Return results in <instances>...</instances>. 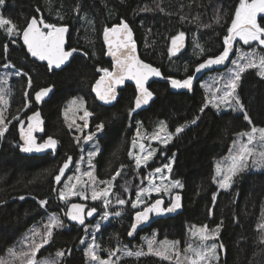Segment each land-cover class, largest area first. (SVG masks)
Wrapping results in <instances>:
<instances>
[{
	"label": "trees",
	"instance_id": "obj_1",
	"mask_svg": "<svg viewBox=\"0 0 264 264\" xmlns=\"http://www.w3.org/2000/svg\"><path fill=\"white\" fill-rule=\"evenodd\" d=\"M238 3L239 0H5L0 7L1 15L16 24L21 32L32 17L56 26L68 25L66 49H76V52L65 67L50 72L45 63L29 57L20 36L9 37L0 29V65L11 63L21 73L11 79L5 116L6 122L11 123L0 137V256L32 224L44 220L49 213H56L63 227L53 230L51 239L39 249L36 259L63 252L58 264H87L80 246L85 231L66 220L64 213L68 203L59 199L63 180L74 172L81 160L85 148H81V144L86 133L83 131L80 135L68 128L63 107L69 100L81 97L91 113L87 129L92 132L97 124H104L97 136L100 149L94 159L98 185L118 188L111 185L116 180L113 176H117L118 170L135 164L134 155L130 157L129 152L138 123L151 131L163 121L172 139L157 145L150 166L171 162L169 175L183 185L177 190L182 195L183 207L177 214L154 223L159 238L183 242L193 225H207L209 230L219 226L216 233L219 256L211 264H264V228H261L264 225V171L247 168L234 176L226 189H219L213 179L214 162L226 153L235 134L253 126L264 127V78L256 69H248L238 83L237 93L251 124L241 111L217 112L208 105L201 112L206 94L198 83L190 91L173 89L169 83L172 78L185 79L193 74L197 64L223 51V38L228 34L227 28ZM121 20L131 27L141 58L158 68L163 78L151 82L149 88L154 98L131 116L129 109L135 107L136 96L133 84L126 83L116 100L110 103L99 101L92 94V86L100 75L97 69L112 68L102 33L105 27ZM258 23L264 25V14H258ZM181 32L189 36L188 48L179 57L171 58V38ZM49 85H54V91L40 107L45 121L41 139L55 137L57 149L44 155L22 154L17 146L21 125L13 117L26 120L27 115L37 109L33 94ZM26 92L31 96L27 108ZM181 126L183 131L177 134L175 129ZM68 157H72L71 166L57 184L54 176ZM84 162L85 159L81 160L79 167ZM99 181H109V184ZM68 199L83 201L74 196ZM40 200H47V205L41 207ZM93 202L89 204L99 211L105 209L101 199ZM107 208L120 210V215L112 213L105 222L99 221L94 240L97 254L103 258L117 245L133 246L139 241L138 236L134 240L128 237L134 210H122L111 202ZM97 221H91L90 225ZM90 236L86 233V237ZM144 253L140 256L124 253L114 264H177Z\"/></svg>",
	"mask_w": 264,
	"mask_h": 264
},
{
	"label": "snow or ice",
	"instance_id": "obj_2",
	"mask_svg": "<svg viewBox=\"0 0 264 264\" xmlns=\"http://www.w3.org/2000/svg\"><path fill=\"white\" fill-rule=\"evenodd\" d=\"M5 4V0H0V6ZM258 14H264V0H239L238 5L235 7L234 15L231 19V25L227 28V35L224 36V46L223 51L214 57H209L204 60L202 63L196 65L193 74L188 75L185 79H170V84L173 89H188L191 90L192 82L195 78L196 73H200L202 70L209 68L213 65H224L230 57V53L233 51L234 42L237 38L239 41H242L244 45L250 47V51L242 52L240 49H236L239 53L238 58L232 60L233 68L228 69L227 76H221L220 79H224V88H217L216 92H222V95L217 96L215 92L211 98H205L204 107L200 109L201 112L205 110L209 103L213 107L219 108L220 104L231 105L232 101L235 100L236 105H239L240 111L244 113V119L248 121L249 124L252 123L250 117L244 109V106L241 104L239 96L236 95V89L238 83L241 79V74L247 71L248 69H257V74L264 78V54H261L257 48L251 47L253 42L259 46L260 49L264 50V25L258 23ZM0 29L6 31L9 37L13 35L20 36L22 34L23 44L27 48V52L34 58L39 61H46L49 71L62 69V66H65L70 62V58L73 56V53L76 49L66 50L65 49V33L67 32V27L65 26H56L54 24L46 23L42 18L37 19L32 17L26 24V26L21 29L14 24L10 19L5 18L3 15H0ZM104 41L107 45L106 55L112 57V68H98V72H102L103 75L96 80L93 85V91L96 93V96L105 103H110L117 98V86L125 84V81H134L136 96H135V107L129 109V115L131 116L133 112L141 108L143 105H147L153 98L154 93L149 90L147 86L148 81L151 77L161 76V72L158 68L153 67L152 65L143 62L138 58L136 53V45L133 40L132 30L129 25L121 20L118 25H113L112 27L104 28ZM184 39V33H179L178 35L171 38L172 47L169 48V55L175 56L181 49L182 41ZM15 43V41H13ZM199 47V45H197ZM7 50V46H5ZM203 49H201V53ZM10 65L5 64L4 67L7 68ZM16 75H21L19 71L15 73ZM27 75V74H25ZM29 88L32 86V79L29 76L28 78ZM54 89V85H49L47 87H42L39 91L35 93V101L37 103L41 102L45 97H47ZM25 108L30 106L31 96L29 93H25ZM7 104L5 100V92L0 88V105ZM79 105L81 109L84 110V115L81 119H85L91 115L90 112L84 107V100L82 98H74L70 101V107L74 105ZM67 113V109H66ZM14 120H18L21 125L25 122L21 120L18 116L13 117ZM27 131L21 128V140L23 144H18L22 152L31 153V152H43L47 149H51L55 152L58 141L53 137L49 136L43 142H38L36 137L33 135V132L40 130V120L39 111L33 113L31 116L27 117ZM11 121L5 122L3 115V110H0V137H3L5 132L8 129V124ZM74 123V121H73ZM192 123H195L193 121ZM72 125H69L71 127ZM85 127H87V120L85 119ZM104 129V124L100 123L96 125V132H101ZM183 131V126L177 127L175 132L179 134ZM163 134V135H162ZM96 135L95 132L89 133L87 136L83 137L85 142L92 140ZM137 136H140L139 130L137 131ZM240 137H247L246 142L242 139L236 140L233 142V148L229 150L228 156L224 158L223 161L216 165L217 176H222L223 178L219 181L214 177V182H218L221 188H228L231 185L232 178L238 175L240 172H243L248 166L249 158H252V165L264 167V128L252 127L250 132H244L239 134ZM257 136L259 138L260 151H257L256 144ZM152 140H159L161 143H167L172 139V134L166 132V125L164 122L160 123L159 129L157 132L153 133L151 136ZM79 142V138H77ZM136 141H133L135 145ZM140 149L142 153L146 152V155H135L136 166L140 167L142 163L144 165L152 158L155 150H149L145 147L143 143L140 144ZM96 152L88 153V164L89 171H84L80 176L76 177L77 184H83L84 188L80 191H76L77 184L65 183V190H59V199L61 201H66L69 195H79L81 199H87L86 191L88 187V182L94 186L97 183V177L94 175L92 169V158L96 155ZM133 152H129V156H133ZM84 158L81 157V160ZM72 157H68V160L64 163L62 167L59 168L58 174L54 176V179L57 184L62 182V177L65 174V170L69 168ZM123 168V165H121ZM164 168H167L171 172V163L164 165ZM79 166H77V172H80ZM162 173L161 168H156L153 173L150 175ZM120 171L118 170L116 175L118 176ZM82 177H87L88 180L84 181ZM113 176V180H115ZM161 181L167 179L163 175L158 177ZM71 181V177L68 178ZM100 184L107 185L109 181H99ZM182 188L183 185L179 180H173L169 185L162 187L155 183L154 180H149L148 187H142L136 193L137 199L132 201L133 209H137L140 205H144L142 210L136 211L134 215V222L131 224V230L128 232L129 236H132L135 230L144 222H147L150 219L151 214L162 215L165 213H172L181 207L180 196H175L172 202L165 206L162 199H156L151 203L146 202L143 199L145 194H150L155 191L160 193L162 191L169 192L172 188ZM56 191V189H53ZM109 192L105 189L96 191L93 187L91 191V199L98 200L103 199L104 205L107 206L110 203L108 199ZM20 199H24L21 197ZM215 200V196L213 197ZM47 200H40L39 204L41 207L47 205ZM118 204H125L126 202L123 199H117ZM96 212L95 208H91L87 211V216H92ZM85 205L82 204H70L67 207L66 212L64 213L67 218L71 221H76L80 225H85ZM114 215L119 216L120 213H114ZM109 213L104 212V219H107ZM59 227H63V221L56 214L50 215L47 223L45 224L44 232L41 234L40 229L32 230L31 237L26 236L21 242V247L17 251L16 246H13L7 250V253L13 259H19L20 264H49L47 260H38L36 259L37 253L40 248L48 244L49 240L53 235V230ZM99 228V223L95 226ZM261 228H264V225H261ZM87 231V226H85ZM194 237H198L201 241H207L214 238L215 234L219 231V226L214 232L208 230L207 225L203 226H192L190 229ZM40 236L39 242L36 241L35 237ZM30 241V242H29ZM81 243H84V240H81ZM154 239L147 240V247L149 254H155L160 256L163 259L169 260L172 259V256L175 255L179 257L181 255L180 251L176 248V245L179 242H169L161 241L160 248H154L155 244ZM97 247L94 244L89 245L85 249V256L90 257L92 261H98L99 264H112L111 259H102L97 255ZM216 245L212 244L211 246H204L199 248H193L191 245L184 250L185 256L184 259L187 261V264H203L210 256H215ZM222 247V245H221ZM162 249V250H161ZM191 253V255H188ZM143 251H137L133 253L132 251H127L126 255L140 256L144 255ZM63 252H58L57 256L62 257ZM115 255V253H110V256ZM0 264H9V261L6 258H0ZM51 264H56V261H51Z\"/></svg>",
	"mask_w": 264,
	"mask_h": 264
},
{
	"label": "rangeland",
	"instance_id": "obj_3",
	"mask_svg": "<svg viewBox=\"0 0 264 264\" xmlns=\"http://www.w3.org/2000/svg\"><path fill=\"white\" fill-rule=\"evenodd\" d=\"M0 15H1V11H0ZM230 25H231V23H230ZM188 39H189V36H188ZM251 47L257 48V50L259 52H261V54H264V50L260 49L259 46L256 44V42H253V44H252ZM236 49H240L242 52H248V51H250V47L247 46V45H244L243 42L242 41H239V38H237L236 42H234V48H233V51L230 54V59H229L228 63L224 67H222V68L213 69V70L207 71L198 80V84H199L200 87L203 88V90H204V92L206 94V97L211 98L214 92H215V94L217 96L222 95V92H216V89L217 88H220V89H223L224 88L225 80L224 79H220V77L221 76H225L226 77L227 76V73H228V69L234 67L232 65V60L237 59L238 58V55H239V53L236 51ZM195 50H196V48H195ZM5 64L10 65V66L7 67V68H5L4 67ZM5 64L0 65V88H2L4 90V92H5V100L7 101V104L0 105V110H3L4 118H6L5 117L6 116V110L8 108V104H9L11 79L14 76H17L15 74L17 71L20 72V70L17 69L16 67H14L11 63H5ZM236 95H238L237 89H236ZM78 98H81V97H78ZM70 101H72V100H69L65 104V106L63 107V116H64V119H65V122H66L68 128L76 131L77 134H80V135L83 133V131L86 132L84 134V137L87 136L89 133H92V132H95L96 135L92 138V140H89L87 142H85L84 139L82 140L83 144H81L82 145L81 148H83V147H85V148H83V150H82L83 154L81 156L85 159V162H84V164H83L82 167H79L81 171L80 172H77V166H80L79 163H81V160H79L77 166H75L74 172L68 174L66 176V178L63 180L61 190L63 189L66 192L68 191V189L65 188V183L77 184L76 177L77 176H80L82 172L89 171L90 170L89 169V164H88V153L89 152H96V153H98V151L100 149V143H99V139L97 137L98 134H100V132H96V130H94V131L91 132V131H89L87 129V127L84 126L85 125V119L88 120L89 117H87L85 119H81V117H83V115H84V110L81 109L78 104L70 107ZM208 105L212 106L211 103H209ZM84 107H85V104H84ZM213 108L217 112H221V111H225V110L240 111L239 105H236L235 100L232 101L231 105L220 104L219 108H216V107H213ZM66 109H67V113H66ZM23 120L25 122V119H23ZM73 121H74V123H73ZM5 122H6V119H5ZM161 122H163V121H159L158 124H157L158 126L156 128H154L153 130H151V131H146L138 123V127L136 128L135 136H134V139H133V141L134 140L136 141L135 145L133 144V141H132V150H131V152L132 151L134 152V158H135V155H141V156L146 155V152L145 153H142L141 152V149H140V144L141 143H143L147 149H149V150H155L154 151V155L152 156V158L145 165V166L148 165V167L151 168V171L147 173L148 174L147 175V182H146V184L143 187H148L149 186V180H154L156 184L161 185L162 187L169 185L170 182L173 181V180H178V179L172 178L169 175V170L167 168H164V165H166V164H164L162 166H154V167L153 166H150L151 165L150 161L156 155L157 145L158 144H164V143H161L159 140H152L151 139L152 134L158 131ZM69 125H72V126L69 127ZM253 127H256V128H264L262 126H253ZM251 129L243 130V131H240V132L236 133L235 136H234V138L232 139V141H231V143L229 145V148L226 151V153L221 158H219L218 160H216L214 162V177H216V180L217 181H219L223 177L216 175V173H217L216 165L218 163H220L221 161H223L226 156H228L229 150L233 148V142L234 141L242 139V140H244L246 142L247 137H240L239 134L240 133H244V132H250ZM138 130L140 132V136H137V131ZM166 132H168L167 131V128H166ZM154 143H156V144H154ZM254 143L256 144L257 151H260L261 149H260V144H259V138H258V136H257V141H255ZM96 155L92 158V166L93 167L91 169V170L94 171V175L95 176H96V173H95L94 159H95ZM82 162H83V160H82ZM169 163H171V162L169 161L167 164H169ZM248 164H249V166L247 168H249L250 170H253V171H264V167H259V166H253L252 165V158L251 157L249 158ZM142 165H144V164L142 163ZM156 168H161L162 169V173L155 174L154 176L153 175H150V173H153ZM160 175H163L167 179L161 181L158 178ZM69 177L72 178L71 181H69V179H68ZM82 179L84 181H87L88 180L87 177H82ZM97 181H98V179H97ZM215 183L218 186V188L221 189L219 183L218 182H215ZM181 184H182V182H181ZM93 187H95V190L96 191H100L101 189H105V190H107L109 192V190H110V187L109 186L108 187L107 186L106 187L100 186V185H98V183H96L93 186L91 184V182H88V187H87V191H86L87 199H81L79 195H69L68 198L71 197V196H74V197L80 198V200L88 201V202L92 203L94 201V200L91 199V191H92ZM83 188H84V185L83 184H77L76 191H80ZM178 188H180V187L172 188L169 192L162 191L160 193H156L155 191H153L150 194H145L143 196V199L147 202L154 195H160V197H162V198L165 197L166 199H169L170 196H171V194L174 193L175 191H177ZM223 189H226V188H223ZM134 195H135V197L133 198L132 201H135L137 199L136 194H134ZM108 199L110 200V202L112 201L111 200L112 197H111L110 192H109ZM98 200H100V199H98ZM101 200L103 202V206H105L103 199H101ZM71 201L72 200H69V199L66 200V202L68 204ZM93 204H95V202H93ZM141 206L142 205H140V207ZM128 207L133 209L132 203H130L128 205ZM139 208H137V209H139ZM133 210H136V209H133ZM105 211H107L109 213V216L107 217V219H108V218H110V215L112 213H117L120 210L108 209L106 207L102 211L101 210L99 211V209H98V214L93 218V220L98 219V221L96 222L95 225H91V226L87 227L88 230L87 231L85 230V233H83L82 238H81V240L82 239L84 240V243L82 244L80 242V246L83 247L84 252H85V249L89 245H93L94 244L96 246L95 240H94V237H95L94 234L99 231V228L97 229L95 226L99 223L100 220L103 221V222H105L107 220V219H104L103 218ZM52 214H56V213H49L44 218V220H42L40 222H35L27 230H25L24 232H22V234L20 235V237L17 238V240L13 244H11L4 251V253L0 256V258H6L9 261V264H20V260L19 259H13L12 257H10L8 255V253H7V250L9 248L13 247V246H16L17 251H19V249L21 247V242L24 240V238L26 236L31 237L32 230H34V229H40L41 234H42L44 232V230H45L44 226L47 223L50 215H52ZM56 215H58V214H56ZM60 219H61V217H60ZM148 226H149V224H148ZM190 229H192V228L190 227L189 228V231H190ZM141 230H142V232L138 235L139 241H137L136 243L134 242L133 243V246H131L129 244L123 245V246L117 245L116 249L113 252L115 253L116 251H118L119 253L118 254L115 253V255H112V256H110V253H109V256L106 257V258H103V257L99 256L98 254L97 255L99 257H101L102 259H111L112 264H114L115 261L120 258L119 256L120 255H123L127 251H132L134 253L137 252V251L148 252L147 240L154 239L155 242H156L154 244V248H157V249L160 248V242L161 241L179 242L176 245V248L180 251L181 255L179 257H176L175 255H173L172 256V259H169V260L174 261L177 264H187V261H185V259H184V256H185L184 250L186 248H188L189 245H191L193 248H199V247H204V246H211L212 244H215L216 246L218 245V242L216 241V234H215L214 238H212V239H209L207 241H201L198 237H194L192 235V232L190 231L189 232V235L186 237V239H184L183 242H181L179 240H171V239H168V238H166V239H160L159 236H158V234L154 230V226H152V227H150L148 229L146 227H144ZM209 231L210 232H214L215 229L209 230ZM83 232H84V228H83ZM86 233H90L91 236L89 238L86 237ZM35 239H36L37 242H39L40 236H36ZM88 239H89L90 242H88ZM113 252H111V253H113ZM57 253L58 252H55L52 255L44 256V257H42V258H40L38 260H42V261L43 260H47V261H49V264H51V261L55 260L56 261V264H58L57 262H58V260H59L60 257L57 256ZM188 255H191V253H188ZM218 256H219V252H218L217 247H216V249H215V256L214 257L213 256H210L206 261L203 262V264H211V262L212 261H215L218 258ZM86 261H87V264H99L98 261H92L91 258L90 257H87V256H86Z\"/></svg>",
	"mask_w": 264,
	"mask_h": 264
},
{
	"label": "water",
	"instance_id": "obj_4",
	"mask_svg": "<svg viewBox=\"0 0 264 264\" xmlns=\"http://www.w3.org/2000/svg\"><path fill=\"white\" fill-rule=\"evenodd\" d=\"M128 24V23H127ZM115 25H118V24H115ZM129 25V24H128ZM60 26H65V27H67V32L65 33V49H66V45H67V42H68V37H69V34H70V27L68 26V25H59L58 27H60ZM130 27V26H129ZM131 28V27H130ZM132 30V29H131ZM22 33V32H21ZM104 33V32H103ZM132 34H133V31H132ZM20 38H21V41H22V43H23V40H22V34L20 35ZM133 40H134V36H133ZM102 41H103V44L105 45V48H106V53H107V50H108V48H107V45L105 44V41H104V35L102 34ZM188 41H189V39H188V35L185 33L184 34V39H183V41H182V47H181V49H180V51L175 55V56H170L171 58H176V57H179L182 53H184L186 50H187V48H188ZM135 42V41H134ZM135 45H136V55L138 56V58L139 59H141L143 62H145V63H148V64H150V65H152L151 63H149V62H147V61H145V60H143L142 58H141V56H140V54H139V51H138V47H137V44H136V42H135ZM170 47H172V44L170 43ZM67 50V49H66ZM76 52V51H75ZM74 52V53H75ZM73 53V54H74ZM231 54V53H230ZM28 55H29V57L31 58V59H35V60H37L36 58H34V57H32L29 53H28ZM111 61H112V57L111 56H108V55H106ZM72 58V57H71ZM71 58H70V60H71ZM229 59H230V57H229ZM229 59L227 60V61H225V64L224 65H213V66H211V67H209V68H206V69H204V70H202L200 73H196L195 74V78L193 79V82H192V88H191V90L193 89V87H194V85L198 82V80L200 79V77H201V75H202V73H204V72H207V71H209V70H213V69H219V68H222V67H224L227 63H228V61H229ZM40 62H42V63H45L46 65H47V62L46 61H40ZM69 63V62H68ZM67 63V64H68ZM66 64V65H67ZM65 65V66H66ZM65 66H62V68L63 67H65ZM153 67H155L154 65H152ZM57 70H59V69H57ZM101 75H103V73H101ZM100 75V76H101ZM100 76L97 78V79H99L100 78ZM96 79V80H97ZM160 79H163L161 76H159V77H151L150 79H149V81H148V84H147V86L149 87V85L151 84V82L152 81H155V80H160ZM172 79H174V78H172ZM96 82V81H95ZM126 83H132L133 85H134V87H135V83H134V81H125V84H123V85H119V86H117V93L119 92V90H121L125 85H126ZM169 83H170V79H169ZM95 84V83H94ZM93 84V85H94ZM47 87V86H46ZM41 89V88H40ZM40 89H38L37 91H39ZM149 90H150V88H149ZM178 90H186V91H190V90H188V89H178ZM36 91V92H37ZM53 91H54V89H53ZM53 91L47 96V97H45L41 102H39V103H37L36 101H35V93L33 94V96H32V98H33V101H34V104L36 105V107H37V109H35L33 112H31V113H29L28 115H27V117L28 116H31L33 113H35V112H37V111H39V113H40V120H41V124H40V130L39 131H35V132H33V135L36 137V139H37V141L38 142H43V140H45V139H47L49 136H46L44 139H41V137L44 135V128H45V121H44V118H43V116H42V113H41V109H40V107L43 105V103L51 96V94L53 93ZM151 91V90H150ZM92 94L94 95V97L97 99V100H99V101H101L97 96H96V93L93 91V86H92ZM151 102V101H150ZM149 102V103H150ZM148 103V104H149ZM148 104L147 105H143V106H148ZM27 117H26V120H25V123H24V125L23 126H21V127H19L18 128V142H19V144H23V141L21 140V128H23L25 131H27V124H28V121H27ZM52 137V136H51ZM54 139H56L55 137H53ZM57 140V139H56ZM57 146H58V143H57ZM57 146H56V149H57ZM55 149V150H56ZM19 150H20V147H19ZM20 152L22 153V154H26V155H44V154H46V153H49V152H53L51 149H47V150H45V151H43V152H39V153H37V152H31V153H26V152H22L21 150H20ZM70 166H71V162H70ZM69 166V167H70ZM69 169V168H68ZM68 169H66L65 170V174L67 173V171H68ZM180 196V204H181V207L179 208V209H177L176 211H174V212H172V213H165V214H162V215H155V214H151L150 215V219L147 221V222H144L143 224H141L136 230H135V232L133 233V235L132 236H129V238H135V236L138 234V232H139V230H141L142 228H144V227H147L148 226V224L150 223V222H152L153 220H155V219H157V217H168V216H173V215H175V214H177L178 212H180L181 210H182V207H183V204H182V195H181V193L180 192H175V193H173L172 194V197H171V202H172V200L175 198V196ZM157 199H162L163 201H164V199L163 198H157ZM170 202V203H171ZM70 204H82V205H85V209L88 207V204L87 203H85V202H79V201H73V202H70L68 205H67V207L70 205ZM67 207H66V210H67ZM66 210H65V212H66ZM84 215H85V213H84ZM135 215V214H134ZM65 217H66V220L69 222V223H76V224H78V225H80L79 223H77L76 221H71V220H69L68 218H67V216L65 215ZM134 222V221H133ZM130 230H131V228H130ZM129 230V231H130Z\"/></svg>",
	"mask_w": 264,
	"mask_h": 264
},
{
	"label": "flooded vegetation",
	"instance_id": "obj_5",
	"mask_svg": "<svg viewBox=\"0 0 264 264\" xmlns=\"http://www.w3.org/2000/svg\"><path fill=\"white\" fill-rule=\"evenodd\" d=\"M119 171H120V174L118 176H116V180L111 184V185H117L118 186V188L113 187V189L111 191V194H112L111 204L113 206L119 207L122 210L131 211L132 209H130L128 207V205L132 202V200L135 196L134 194H136L140 190V188H142L146 184L147 175H148L147 172H150L151 168H149L148 165L147 166L141 165L140 167H137L136 162H135V164H133L131 167H128L126 169H121ZM122 172H124L123 175L121 174ZM119 178H121L120 181H119ZM172 194H171L169 199H166L165 197L163 198L165 206L170 204ZM157 198H160V195L152 196V198L148 201V203H151L152 201L156 200ZM117 199H123L126 202L125 205L124 204L123 205L118 204ZM88 205L89 206L85 211V215H86L85 216V225L78 227V228L83 227L84 231H85V226H87V227L91 226L90 222L93 221V218L98 214V209L96 206H94L92 204H88ZM143 207H144V205H142L140 207V209L142 210ZM91 208H95L97 211L93 217L87 216V211ZM160 218H165V217H157V219L150 222L149 226L146 228L148 229V228L152 227L154 225V223ZM140 232H142V230H140L138 233H140ZM136 236H138V234Z\"/></svg>",
	"mask_w": 264,
	"mask_h": 264
},
{
	"label": "bare ground",
	"instance_id": "obj_6",
	"mask_svg": "<svg viewBox=\"0 0 264 264\" xmlns=\"http://www.w3.org/2000/svg\"><path fill=\"white\" fill-rule=\"evenodd\" d=\"M184 34H185V33H184ZM204 73H206V72H204ZM204 73H202V75H203ZM202 75H201V77H202ZM201 77H200V78H201ZM95 139H96V138H95ZM175 192H177V191H175ZM175 192H174V193H175ZM77 198H78V197H77ZM73 199H74V198H73ZM95 201H96V200H95ZM68 202H69V201H68ZM87 208H88V207H87ZM87 208H86V209H87ZM86 209H85V211H86ZM139 210H141V209L139 208V209H136L135 211H133V213H132V217H133V218H132V223H133V221H134V214H135V212H136V211H139ZM96 212H97V211H96ZM96 212L93 213V215L90 216V217H93V216L96 214ZM59 217H60V216H59ZM72 225H75L76 227H81V226H82V225H78V224H76V223H72ZM130 228H131V227H130ZM140 233H141V232H140ZM138 239H139V238H138ZM135 243H136V242H135ZM121 256H122V255H121Z\"/></svg>",
	"mask_w": 264,
	"mask_h": 264
}]
</instances>
